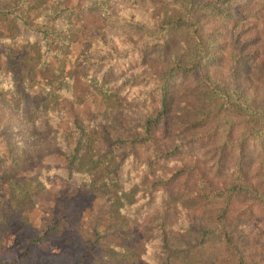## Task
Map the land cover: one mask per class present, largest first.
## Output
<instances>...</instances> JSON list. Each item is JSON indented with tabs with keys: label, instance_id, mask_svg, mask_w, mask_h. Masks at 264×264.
<instances>
[{
	"label": "trees",
	"instance_id": "1",
	"mask_svg": "<svg viewBox=\"0 0 264 264\" xmlns=\"http://www.w3.org/2000/svg\"><path fill=\"white\" fill-rule=\"evenodd\" d=\"M29 1L0 0V94L14 97L0 98L10 150L0 155V184L14 204L0 201V239L17 205L28 207V182L49 188L100 166L116 188L100 264H264V0H78L104 14L82 60L116 102L89 124L58 108L75 99L73 79L57 85L53 105L30 92L11 33L47 63L72 11L37 27L25 16ZM147 146L155 155L137 172L132 152ZM50 156L69 174L46 165Z\"/></svg>",
	"mask_w": 264,
	"mask_h": 264
},
{
	"label": "rangeland",
	"instance_id": "2",
	"mask_svg": "<svg viewBox=\"0 0 264 264\" xmlns=\"http://www.w3.org/2000/svg\"><path fill=\"white\" fill-rule=\"evenodd\" d=\"M68 10L72 14L65 18L69 25L64 27V44L47 63L36 45L18 33H11L8 45L23 55L24 63L32 72L30 92L34 96L46 95V104L53 105L50 98L59 83L67 78L73 79L75 99L61 101L58 108L67 119L77 118L89 124L104 116L116 103L88 80L87 64L82 60L91 47L93 29L105 27L104 14L95 6L84 8L78 0H30L25 16L37 27L48 26L52 25L57 14ZM2 96L14 100L13 95L7 92H1L0 98ZM7 120L6 105L0 104V124ZM96 152L101 154L100 146ZM9 153L4 140H0V155L8 156ZM132 153L138 172L154 157L155 149L147 146L136 148ZM87 157L93 158L94 152H89ZM111 162L105 158L102 165L109 166ZM8 164L12 165L11 162ZM45 164L60 167L63 173L69 174L58 156L48 157ZM94 174L92 178L80 175L69 180L57 179L49 188L39 179L28 182L31 195L26 203L28 207L15 206L18 211L15 210L9 230L0 239V264H100L97 259L104 253L97 242L99 233L107 229L108 199L115 197L116 188L104 184L100 166ZM11 197L8 185L0 184V201H9L13 207ZM55 225L56 229L50 231ZM37 238L43 240L31 247L29 241ZM111 239L113 237L109 241Z\"/></svg>",
	"mask_w": 264,
	"mask_h": 264
}]
</instances>
